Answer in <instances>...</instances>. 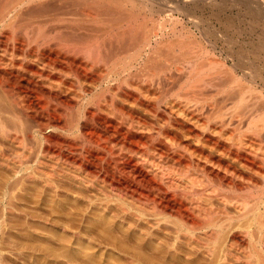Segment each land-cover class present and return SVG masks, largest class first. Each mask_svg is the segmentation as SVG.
<instances>
[{
	"label": "bare ground",
	"instance_id": "1",
	"mask_svg": "<svg viewBox=\"0 0 264 264\" xmlns=\"http://www.w3.org/2000/svg\"><path fill=\"white\" fill-rule=\"evenodd\" d=\"M170 4L0 0V264H264V72Z\"/></svg>",
	"mask_w": 264,
	"mask_h": 264
},
{
	"label": "rangeland",
	"instance_id": "2",
	"mask_svg": "<svg viewBox=\"0 0 264 264\" xmlns=\"http://www.w3.org/2000/svg\"><path fill=\"white\" fill-rule=\"evenodd\" d=\"M159 3L157 2V4ZM163 3L165 2L162 1L159 5H163ZM170 3L172 7L174 6L173 20L171 21L173 23L171 24L175 25V27L173 25L174 28L170 27L174 31H177L174 32L175 34L173 33L174 37L172 36L175 42L178 40L183 44L189 41H198L200 44L202 43L201 46L204 50H207L211 54L213 53V55L223 60L227 65H232L231 57H234L235 62H242V64L248 68L250 67L253 71H259L262 68L261 70L264 72V0H170ZM155 9L158 10V8ZM143 14L144 12L140 16L141 18L138 23L141 25V27L140 25L138 26L139 30L140 28L142 29V24L148 18L151 19H148L146 21L147 24L146 22L145 24L149 26L154 19H156L153 23L154 25H157L159 22L162 23L165 20L163 15L159 13H157L159 15L153 13L154 16L152 15V17H150L149 11ZM191 47L194 48V46ZM63 135L69 136V138L76 137V134L74 137L73 135ZM184 138L186 142L189 141L187 137ZM37 197V190H29L26 194V199L29 198V201L32 202L30 198H33V202H23L26 205L21 207H28V209L30 208L29 210L31 208L32 210H38L37 206L33 204L35 203L34 201H38ZM57 203L51 205L56 208L59 205L60 208L68 210L70 217L72 216L71 218L75 220L78 213L77 210L75 211L74 206H72V211L68 203V205L65 203L61 204V202ZM48 205L50 206V204ZM70 217L68 218L71 219ZM75 224H78V222ZM98 226L99 224H97ZM8 239L10 240L11 238ZM6 248L8 250L12 249L10 246V249Z\"/></svg>",
	"mask_w": 264,
	"mask_h": 264
}]
</instances>
